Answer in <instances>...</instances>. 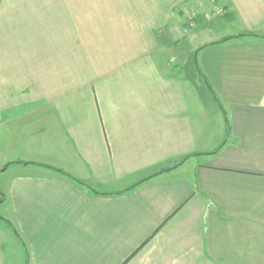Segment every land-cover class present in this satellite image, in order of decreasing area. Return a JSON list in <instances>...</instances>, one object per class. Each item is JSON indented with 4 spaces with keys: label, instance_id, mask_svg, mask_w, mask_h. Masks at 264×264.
<instances>
[{
    "label": "crops",
    "instance_id": "obj_1",
    "mask_svg": "<svg viewBox=\"0 0 264 264\" xmlns=\"http://www.w3.org/2000/svg\"><path fill=\"white\" fill-rule=\"evenodd\" d=\"M192 1L0 0V264H264V0Z\"/></svg>",
    "mask_w": 264,
    "mask_h": 264
},
{
    "label": "rangeland",
    "instance_id": "obj_2",
    "mask_svg": "<svg viewBox=\"0 0 264 264\" xmlns=\"http://www.w3.org/2000/svg\"><path fill=\"white\" fill-rule=\"evenodd\" d=\"M198 0L190 2L188 5L191 4L194 5ZM223 2L217 3L216 9L219 8L221 13H224L223 10ZM188 6H181V10L185 13L187 12ZM205 9H208L207 6H203ZM212 9L210 7L209 12L203 13V17L211 16L213 13L211 12ZM190 12V11H189ZM191 13V12H190ZM189 14V13H188ZM214 17L217 18L218 23L214 22L212 20L211 22H208L207 20L201 24H195V21L192 24V20L196 17H189V15L185 14L184 17H182V21L185 23V30H188V32L183 31V36H185L184 40L178 41V48L181 47H190L186 53V56L189 54V51L191 50V47L193 46L195 48V45H201L203 42H206L208 40H214L217 37L230 35L233 33V31H236L240 25L237 21L233 22L234 20L222 18L219 16L218 11L215 10ZM171 20L175 21L174 19L170 18ZM178 19V18H177ZM196 20V19H195ZM166 21V20H163ZM179 21V20H178ZM181 21V20H180ZM176 22V21H175ZM162 25V23H161ZM194 25V26H193ZM176 27V26H175ZM177 31L174 29L173 35H176ZM163 35V34H162ZM181 35V34H180ZM169 36H172V33L169 32ZM164 39V38H163ZM169 40L170 38H165ZM174 40V39H173ZM172 40V41H173ZM175 44L172 45L171 48H168L167 51V59L172 60L171 65L172 67H183V69L180 71V78L186 82V86L189 89V92L206 95V97H211V92L208 88V86L205 84L203 79H197L196 71H197V59L195 58L194 54L185 60L184 64L181 62V59L179 57V54L175 50ZM210 107L207 109L212 108L213 102H210ZM217 112L220 111L218 104L214 103V108ZM15 151V150H14ZM28 158V157H26Z\"/></svg>",
    "mask_w": 264,
    "mask_h": 264
},
{
    "label": "trees",
    "instance_id": "obj_3",
    "mask_svg": "<svg viewBox=\"0 0 264 264\" xmlns=\"http://www.w3.org/2000/svg\"><path fill=\"white\" fill-rule=\"evenodd\" d=\"M226 40H228V38H227ZM213 44H216V43H211V45H213ZM209 89L212 91V89H211L210 86H209ZM216 99H217V98H216ZM217 100H218V99H217ZM220 108L222 109V111H223L225 117L227 118V116H226V111L224 110V108H223V106H222L221 104H220ZM226 121L228 122V119H226ZM227 131H229V128H227ZM187 158H188V157H184V158L181 160V162H180L179 164H181V163H182L183 161H185ZM55 170H56L58 173H60L61 175H63L64 177H66L67 179H69V180H71V181L77 183L78 185L83 186V187L88 188V189L90 188L89 185H87L86 183H84V182H82V181H80V180L74 178L73 176H71V175L68 174L67 172H65V171H63V170H59V169H55ZM162 172H165V171H162ZM143 182H144V181H143ZM141 183H142V182H141ZM139 184H140V183H139ZM26 256H27L26 264H30V261H29V254H28V252L26 253Z\"/></svg>",
    "mask_w": 264,
    "mask_h": 264
}]
</instances>
